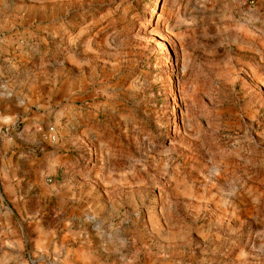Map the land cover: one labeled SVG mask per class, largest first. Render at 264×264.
Wrapping results in <instances>:
<instances>
[{
  "label": "rangeland",
  "instance_id": "374dc122",
  "mask_svg": "<svg viewBox=\"0 0 264 264\" xmlns=\"http://www.w3.org/2000/svg\"><path fill=\"white\" fill-rule=\"evenodd\" d=\"M0 86V264H264V0H0Z\"/></svg>",
  "mask_w": 264,
  "mask_h": 264
},
{
  "label": "crops",
  "instance_id": "0c3cea01",
  "mask_svg": "<svg viewBox=\"0 0 264 264\" xmlns=\"http://www.w3.org/2000/svg\"><path fill=\"white\" fill-rule=\"evenodd\" d=\"M3 86H0V127H7L16 118L18 112L35 108H43V112L50 111L53 108V104L49 103L53 97L47 98V93L35 98L27 94L15 95L13 92L6 93ZM10 90V87L8 86ZM34 98V99H33ZM36 101V102H35ZM47 101H49L47 103ZM35 102V104L33 103ZM41 114V112H39ZM44 114V113H43ZM47 241V239H46ZM64 241L63 246L55 250L54 254H58L62 260L66 261V264H91L95 260V244L91 240H80V243L76 247H70V242ZM45 246V244L43 245ZM46 246H51V240L46 243ZM13 254V252H11Z\"/></svg>",
  "mask_w": 264,
  "mask_h": 264
},
{
  "label": "built area",
  "instance_id": "2783aa9c",
  "mask_svg": "<svg viewBox=\"0 0 264 264\" xmlns=\"http://www.w3.org/2000/svg\"><path fill=\"white\" fill-rule=\"evenodd\" d=\"M248 4L249 6H253L255 4V0H248ZM21 42H23V40H21Z\"/></svg>",
  "mask_w": 264,
  "mask_h": 264
}]
</instances>
